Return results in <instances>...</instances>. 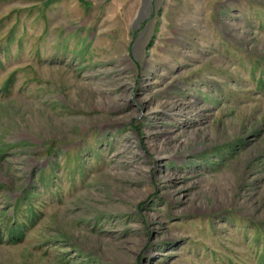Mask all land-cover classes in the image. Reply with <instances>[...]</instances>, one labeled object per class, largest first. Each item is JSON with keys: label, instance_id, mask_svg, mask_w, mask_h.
Listing matches in <instances>:
<instances>
[{"label": "rangeland", "instance_id": "374dc122", "mask_svg": "<svg viewBox=\"0 0 264 264\" xmlns=\"http://www.w3.org/2000/svg\"><path fill=\"white\" fill-rule=\"evenodd\" d=\"M0 264H264V0H0Z\"/></svg>", "mask_w": 264, "mask_h": 264}]
</instances>
